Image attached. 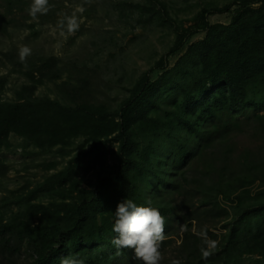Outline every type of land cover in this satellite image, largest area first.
I'll return each mask as SVG.
<instances>
[{
	"label": "rangeland",
	"instance_id": "obj_1",
	"mask_svg": "<svg viewBox=\"0 0 264 264\" xmlns=\"http://www.w3.org/2000/svg\"><path fill=\"white\" fill-rule=\"evenodd\" d=\"M159 1L165 20L149 0H49L50 11L35 19L17 12L22 23L0 32V100L50 99L68 107L89 103L113 113L145 73L157 81L162 66L173 68L191 44L205 38L202 32L189 33L201 11L230 6V12L208 17L211 25H229L239 9L237 0ZM72 17L78 28L69 32ZM24 18L30 19L23 23ZM22 46L31 49L25 62L18 55ZM46 58L57 59L59 77L48 76L32 88L27 73ZM34 76L38 82L40 75ZM115 136L96 147L88 136H77L48 149L10 134L0 147V224L32 206L59 207L65 216L90 198L119 165ZM215 136L204 147L201 137L189 139L186 163L177 161L180 145L171 138L149 141L153 152L139 196L166 211L161 264H264V111L233 119ZM58 175L65 181L54 190ZM39 217L33 216L35 224ZM18 250L0 248V264L31 262L26 244ZM129 262L122 264H142Z\"/></svg>",
	"mask_w": 264,
	"mask_h": 264
},
{
	"label": "trees",
	"instance_id": "obj_2",
	"mask_svg": "<svg viewBox=\"0 0 264 264\" xmlns=\"http://www.w3.org/2000/svg\"><path fill=\"white\" fill-rule=\"evenodd\" d=\"M149 2L167 19L163 3ZM236 5L239 9L229 25H211L208 17L228 13L230 6L201 11L189 33L202 32L205 38L191 44L173 68L162 66L164 73L157 81L152 82L145 73L113 113L89 103L68 107L50 99L0 100V147L12 133L48 149L77 136H88L96 147L103 138L116 134L119 143V165L99 181L90 198L67 210L65 216L60 215L59 207L21 208L9 223L0 224L1 249L18 253L26 244L32 254L28 264H60L62 257L80 259L84 264L136 261L131 258L132 249H121L122 254L117 255L112 226L119 202L130 199L147 206L139 196V181L149 169L153 152L149 141L171 138L180 145L174 156L186 163L191 154L189 139L201 137L204 147L233 119L264 111V0H237ZM28 6L24 0H0V32L18 27L22 22L17 12H28ZM29 19L24 18L23 23ZM35 73L40 75L38 82ZM27 74L34 81L32 88L48 76L57 79V59H43L35 72ZM162 101L170 106L164 107ZM176 130L178 137L173 138ZM54 179L55 190L64 183L65 175ZM157 209L166 219V211ZM34 215H40L36 224Z\"/></svg>",
	"mask_w": 264,
	"mask_h": 264
},
{
	"label": "clouds",
	"instance_id": "obj_3",
	"mask_svg": "<svg viewBox=\"0 0 264 264\" xmlns=\"http://www.w3.org/2000/svg\"><path fill=\"white\" fill-rule=\"evenodd\" d=\"M49 0H31L28 6V14L33 18L45 15L50 11ZM78 28L74 17L67 19V29L73 32ZM19 59L25 62L31 55L28 46L20 47L18 51ZM115 221L112 230L116 236L112 244L117 249V255L122 254L121 249L134 250V257L142 264H161L163 259L160 251L165 240V218L156 207L151 206V201L145 205H137L130 199L119 202L116 206ZM215 242H212L214 245ZM205 258L209 255L204 253ZM60 264H84L83 260L73 257H62ZM171 264H180L178 260H173Z\"/></svg>",
	"mask_w": 264,
	"mask_h": 264
}]
</instances>
